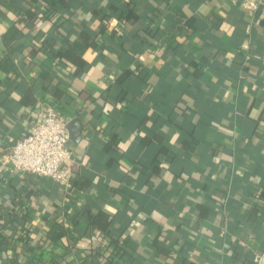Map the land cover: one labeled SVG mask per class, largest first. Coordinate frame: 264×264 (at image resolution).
Listing matches in <instances>:
<instances>
[{"label": "crops", "instance_id": "obj_1", "mask_svg": "<svg viewBox=\"0 0 264 264\" xmlns=\"http://www.w3.org/2000/svg\"><path fill=\"white\" fill-rule=\"evenodd\" d=\"M57 8L0 0V59L18 67L0 68V264H92V248L102 261L122 248L118 264H255L264 253V5L253 14L233 0ZM69 38L81 54H58ZM46 104L83 125L69 142V193L6 165ZM61 216L59 241L13 243L23 220L43 239Z\"/></svg>", "mask_w": 264, "mask_h": 264}, {"label": "built area", "instance_id": "obj_2", "mask_svg": "<svg viewBox=\"0 0 264 264\" xmlns=\"http://www.w3.org/2000/svg\"><path fill=\"white\" fill-rule=\"evenodd\" d=\"M233 1L252 14L264 5V0ZM68 121L55 105H44L37 121L9 147L7 168L11 172H30L51 178L71 191L74 152L69 147ZM253 260L255 264H264V253L255 252Z\"/></svg>", "mask_w": 264, "mask_h": 264}, {"label": "trees", "instance_id": "obj_3", "mask_svg": "<svg viewBox=\"0 0 264 264\" xmlns=\"http://www.w3.org/2000/svg\"><path fill=\"white\" fill-rule=\"evenodd\" d=\"M46 1H47V3H49V7L52 8V12L53 11L55 13L59 12L58 8H57L59 0H46ZM69 1H71V0H69ZM66 2H67V0H66ZM25 13H27L28 16L30 18H32L33 21H35V22L39 17L38 13L34 9H27L25 11ZM70 16H74V13ZM57 28H58V30L61 31L63 29V25L57 24ZM18 31H19V28L15 24L12 25L9 28V30L4 34L5 43L9 44L10 40H12L13 38H15L17 36ZM68 41H69V43L67 45V48L65 49V52L63 53V52L59 51L58 54H61V53L62 54H70L67 52H72L73 54L77 55V54H81L83 52V50L85 49L83 43L80 42L79 38H69ZM8 48L11 50V49H13V46L10 44ZM0 68L5 72H9V71L18 72V67H17L16 63L14 62V59L11 56H6V57L0 59ZM72 181H73V185H74L75 184V175L74 174L72 177ZM55 184L58 188L63 190L65 193L70 192V191H66L61 184H59L57 182H55ZM65 216H67V214H65ZM64 222H65V219L63 216L56 218L52 222V224H51V226H50V228L46 234V237H44L43 239H40L38 237L33 238V236H32L33 232H34V230L32 228L33 224L28 220H23L18 225V228L16 231V236L13 237V243H15V241L19 239L22 243L25 244V246L27 245V247L43 248L45 246V241L49 240L50 242H57V241H59V239L63 235L67 234L68 230H67V227L65 226ZM109 235L111 238V240H110L111 245L113 244V242L118 241V239L114 240V241L112 240L113 238H115L113 234H109ZM117 247H118V245H117ZM99 249L100 248H92L91 250H89L90 255L93 256V259H94L92 264H118L119 257H123V253H124L122 251V248H119L118 252L116 251L115 254H111L106 261H102V259L100 258L101 255L98 254V252L100 251Z\"/></svg>", "mask_w": 264, "mask_h": 264}, {"label": "water", "instance_id": "obj_4", "mask_svg": "<svg viewBox=\"0 0 264 264\" xmlns=\"http://www.w3.org/2000/svg\"><path fill=\"white\" fill-rule=\"evenodd\" d=\"M67 128L69 130L70 139L77 142L80 140L83 130V125L79 117H74L67 122Z\"/></svg>", "mask_w": 264, "mask_h": 264}]
</instances>
